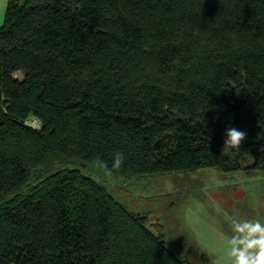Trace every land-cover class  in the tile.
Returning <instances> with one entry per match:
<instances>
[{
  "label": "trees",
  "instance_id": "obj_1",
  "mask_svg": "<svg viewBox=\"0 0 264 264\" xmlns=\"http://www.w3.org/2000/svg\"><path fill=\"white\" fill-rule=\"evenodd\" d=\"M205 167L264 169V0H6L0 264H190L99 178Z\"/></svg>",
  "mask_w": 264,
  "mask_h": 264
},
{
  "label": "rangeland",
  "instance_id": "obj_2",
  "mask_svg": "<svg viewBox=\"0 0 264 264\" xmlns=\"http://www.w3.org/2000/svg\"><path fill=\"white\" fill-rule=\"evenodd\" d=\"M5 6L6 0H0V24ZM16 76L21 74L17 72ZM241 161L247 165L252 156L244 154ZM99 180L128 209L146 214L150 222L161 223L166 245L190 264H228L226 241L218 239L223 238L219 232H231L228 217L260 219L259 214L254 216L250 203L244 204L243 197L250 193L246 191L248 185H257V195L264 191V169L225 172L205 167L131 179L114 176ZM230 186H236L235 193L228 190Z\"/></svg>",
  "mask_w": 264,
  "mask_h": 264
},
{
  "label": "clouds",
  "instance_id": "obj_3",
  "mask_svg": "<svg viewBox=\"0 0 264 264\" xmlns=\"http://www.w3.org/2000/svg\"><path fill=\"white\" fill-rule=\"evenodd\" d=\"M247 133L235 127L228 128L222 145V153L228 156L233 150H239ZM97 165L111 176L112 171L103 161L97 160ZM124 163L123 153H115L112 169H119ZM231 232L225 235L229 258L228 264H264V222L260 219H244L233 215L228 217Z\"/></svg>",
  "mask_w": 264,
  "mask_h": 264
},
{
  "label": "crops",
  "instance_id": "obj_4",
  "mask_svg": "<svg viewBox=\"0 0 264 264\" xmlns=\"http://www.w3.org/2000/svg\"><path fill=\"white\" fill-rule=\"evenodd\" d=\"M3 21V20H2ZM236 186H230L231 189H228L229 191H231L232 193H235V188ZM256 184L253 185H248V188L246 189V191H249L250 193L246 194V196H244L243 198L245 199L246 203H244L245 205H248L250 203V206L253 208L254 210V216L256 217V213L259 214V218L262 221V219H264V191H262L260 194H256ZM244 201V202H245ZM234 212H237V209L233 210ZM261 215V217H260ZM252 219H256V218H252ZM222 234H219L221 237L223 238H218L219 240L225 241L224 236L227 234L229 235L230 233H225V232H219Z\"/></svg>",
  "mask_w": 264,
  "mask_h": 264
},
{
  "label": "built area",
  "instance_id": "obj_5",
  "mask_svg": "<svg viewBox=\"0 0 264 264\" xmlns=\"http://www.w3.org/2000/svg\"><path fill=\"white\" fill-rule=\"evenodd\" d=\"M33 127H38V122L36 120H32L31 124Z\"/></svg>",
  "mask_w": 264,
  "mask_h": 264
}]
</instances>
